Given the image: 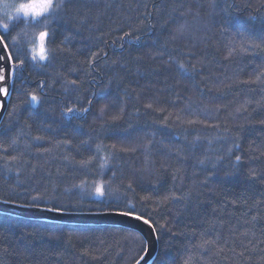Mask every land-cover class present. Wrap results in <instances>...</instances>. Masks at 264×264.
Returning <instances> with one entry per match:
<instances>
[{"label": "trees", "instance_id": "trees-1", "mask_svg": "<svg viewBox=\"0 0 264 264\" xmlns=\"http://www.w3.org/2000/svg\"><path fill=\"white\" fill-rule=\"evenodd\" d=\"M63 8L46 25L45 62L27 39L13 46L19 25L0 31L19 69L0 124V201L67 213L134 205L157 236L150 264H264V0ZM145 251L125 228L0 212V264H137Z\"/></svg>", "mask_w": 264, "mask_h": 264}, {"label": "water", "instance_id": "water-1", "mask_svg": "<svg viewBox=\"0 0 264 264\" xmlns=\"http://www.w3.org/2000/svg\"><path fill=\"white\" fill-rule=\"evenodd\" d=\"M1 37V35H0ZM5 42L0 39V56L5 57L0 61L5 69V79L0 81V89L7 90V94L0 91V124L8 107V95L12 85V59H8L9 51ZM0 212L15 215L29 220H49L68 225L79 226H109L125 228L139 233L146 242V251L137 264H150L158 252V241L154 227L145 219H137L136 215L125 216L123 212L104 213H67L48 211L44 208L15 205L0 201Z\"/></svg>", "mask_w": 264, "mask_h": 264}, {"label": "clouds", "instance_id": "clouds-1", "mask_svg": "<svg viewBox=\"0 0 264 264\" xmlns=\"http://www.w3.org/2000/svg\"><path fill=\"white\" fill-rule=\"evenodd\" d=\"M61 4L62 0H0V31L19 25L16 39H27L30 57L35 56V62H42L52 51L46 46L43 34L51 21L50 14L58 12ZM37 22L40 27L36 26Z\"/></svg>", "mask_w": 264, "mask_h": 264}, {"label": "snow or ice", "instance_id": "snow-or-ice-1", "mask_svg": "<svg viewBox=\"0 0 264 264\" xmlns=\"http://www.w3.org/2000/svg\"><path fill=\"white\" fill-rule=\"evenodd\" d=\"M66 3V0H62V4H61V6H60V8H59V11L57 12L58 13V15L56 16V17H54V19H60L61 18V13L63 12V10H64V8H63V6H64V4ZM51 21H49L48 23H50ZM183 30V26L181 27V31ZM8 30H4L3 32H7ZM44 39H45V44H46V40H47V38L50 36V32H49V30H48V28H47V30L44 32ZM125 35L127 36V35H129V33H125ZM0 39H2V37H0ZM12 41H13V46H16V44H17V40H16V37L15 36H13L12 37ZM5 47H6V45H5ZM52 51H55V49H52ZM16 55H17V57H20V56H22L23 55V53H21L20 51H19V49L17 48V53H16ZM95 53H93V58L95 57ZM8 59H12V57H11V54H9V56L7 57ZM3 59H5V57H3V56H0V61H2ZM32 61H36V57L35 56H33L32 58ZM49 59V56H45V57H43L42 58V62H45V61H47ZM24 63V61L22 60V59H20L19 60V65H22ZM180 67L183 69L184 68V65L183 64H181L180 65ZM17 70H19L18 69V66H13V68H12V72L14 73L15 71H17ZM4 72H5V69H4V67L2 66V65H0V81H3L4 79H5V74H4ZM257 79H259V77H257ZM71 83H73V84H75L76 82L75 81H72ZM0 91H6L5 89H0ZM38 96L35 94V93H31L30 94V101H29V105L31 106V107H33L34 109H35V106L38 104ZM89 103H91V101H89ZM146 107H148V108H151L152 107V105L151 104H148ZM78 111H82V112H87L88 111V109L87 108H84V109H79V110H77V109H74V108H72V107H69V108H67V113H73V112H78ZM101 111H103V109H101ZM112 119L113 120H116V119H119V117H112ZM189 123H194L193 121H189ZM35 139V141H39V140H41L42 138L41 137H35L34 138ZM12 144H13V146H16V144H17V141L16 140H13L12 141ZM111 148L112 149H115L116 148V146L115 145H112L111 146ZM103 149H104V146L103 145H101V144H97L96 145V150H97V152H102L103 151ZM45 151H48L47 149L45 150ZM121 151H126V149H121ZM229 151H231V150H229ZM17 158L16 157H12V160H16ZM111 159V153L108 155V156H105L103 159H102V161H101V163H100V168L101 169H104L108 164H109V160ZM217 159H221L220 157H217ZM240 157L239 156H236L235 157V160H236V162H239L240 161ZM92 162V158L90 157L88 160H82V161H80L79 163H80V166L81 167H86V166H88L90 163ZM205 161L204 160H201L200 161V163L201 164H203ZM7 166V165H6ZM33 171H35V166H33ZM113 176H115V173H113ZM83 183V182H82ZM131 184H129L128 185V188L129 189H131ZM96 193L98 194V195H100V196H104L105 195V186H104V183L103 182H98V184H97V186H96ZM42 197H40V196H33L32 197V200H33V202H34V204H35V202L36 201H38V200H40ZM167 199V198H166ZM172 199H179V197H172ZM134 205H129V211H127V212H123V213H121L122 215H125V216H129V215H132L133 214V211H134ZM48 211H61V209L60 208H56V207H53V208H48L47 209ZM136 218L137 219H142V217L139 215V214H137L136 215ZM145 223H148V221L147 220H145L144 221ZM161 227H163V225H161Z\"/></svg>", "mask_w": 264, "mask_h": 264}, {"label": "bare ground", "instance_id": "bare-ground-1", "mask_svg": "<svg viewBox=\"0 0 264 264\" xmlns=\"http://www.w3.org/2000/svg\"><path fill=\"white\" fill-rule=\"evenodd\" d=\"M4 41V40H3Z\"/></svg>", "mask_w": 264, "mask_h": 264}]
</instances>
